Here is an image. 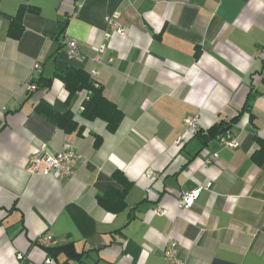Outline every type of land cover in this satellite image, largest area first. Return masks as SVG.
I'll return each instance as SVG.
<instances>
[{
	"label": "crops",
	"instance_id": "crops-1",
	"mask_svg": "<svg viewBox=\"0 0 264 264\" xmlns=\"http://www.w3.org/2000/svg\"><path fill=\"white\" fill-rule=\"evenodd\" d=\"M22 8L33 11L14 39L11 20ZM114 14L127 32L113 34L96 63ZM68 69L89 73L123 113L115 132L83 117L87 92L70 98L55 76ZM41 103L71 112L82 134L58 128L37 110ZM194 115L192 137L185 120ZM221 125L236 149L221 144ZM43 143L50 153L71 145L81 157L76 174L29 172ZM261 153L264 0H0V264H45L37 242L47 235L51 247H64L54 264H168L164 251L174 242L182 264H264ZM118 171L133 186L125 208L111 212L98 198L123 191Z\"/></svg>",
	"mask_w": 264,
	"mask_h": 264
},
{
	"label": "trees",
	"instance_id": "trees-1",
	"mask_svg": "<svg viewBox=\"0 0 264 264\" xmlns=\"http://www.w3.org/2000/svg\"><path fill=\"white\" fill-rule=\"evenodd\" d=\"M28 11H33V9L22 8L19 15L11 20L8 32V35L11 38H21L24 32L23 16ZM55 76L64 83L66 89L69 91L70 98L77 92L85 90L88 94V92L91 91L92 95H90L89 101L85 105V111L82 114L85 119L104 120L107 123V129L109 132H115L118 129L123 119V113L104 97L103 87L98 85L89 73L80 69H68L64 72L56 73ZM41 80L42 79H40L37 83L40 84ZM37 110L65 133L73 134L77 132L78 134H82L83 129L75 120L71 112L61 114L44 103L39 104ZM228 130V127L221 125L217 131H221L220 133L225 134ZM100 143L101 138L97 137L96 146H99ZM260 158L261 160H264V153L260 154ZM113 178L118 184L123 186V191H119L116 188L111 187L105 195L99 196L98 202L106 210L119 212L126 206L125 198L129 190L132 188L133 183H131L120 171L115 172L113 174ZM37 243L40 244V242ZM44 250L46 251L47 256L55 261L61 251L64 250V247H44Z\"/></svg>",
	"mask_w": 264,
	"mask_h": 264
},
{
	"label": "built area",
	"instance_id": "built-area-1",
	"mask_svg": "<svg viewBox=\"0 0 264 264\" xmlns=\"http://www.w3.org/2000/svg\"><path fill=\"white\" fill-rule=\"evenodd\" d=\"M105 20L107 30L104 33V37L106 42L97 49V55L93 58L94 62L96 63L103 62V56L109 48V44L107 42L111 39L112 35L115 33L125 35L127 32L126 28L121 24L118 14L108 16ZM67 45L70 56L76 57L79 55V46L76 40H68ZM113 62L114 58H110L108 60V63L110 64ZM35 69L40 70V67L37 65ZM37 89L38 86L35 83L31 84L29 87V91L31 92H34ZM90 95H92L91 91L88 92L86 96L87 101H89ZM81 111H85V106L81 108ZM185 125L187 133L192 137L196 136L199 132V116L194 115L187 117L185 120ZM220 141L222 145L231 149H236L239 146L237 140L232 136L230 131L225 132V134L222 135ZM176 144L179 146L181 144V140L179 139ZM80 158V155L73 150L71 145L66 146L61 152L50 153L48 151V145L43 143L37 152L29 156L27 160V167L29 168V172L33 174L41 173L44 175H52L57 178L72 177L76 174L73 164L75 161H79ZM147 177L149 179H155L157 177V173L150 169L147 172ZM211 186L212 184L209 183L205 189L208 190L211 188ZM202 190L203 189H197L187 193L185 197H183L181 207L190 208L198 199ZM156 213L159 215H167L168 212L164 209H157ZM40 244L44 247H51L53 244V238L49 235L44 236L40 240ZM164 254L168 264H182L177 257V243H171L165 249ZM46 264H54V260L49 259L47 260Z\"/></svg>",
	"mask_w": 264,
	"mask_h": 264
},
{
	"label": "rangeland",
	"instance_id": "rangeland-1",
	"mask_svg": "<svg viewBox=\"0 0 264 264\" xmlns=\"http://www.w3.org/2000/svg\"><path fill=\"white\" fill-rule=\"evenodd\" d=\"M51 259L50 257H48V260ZM53 260V259H52ZM47 262V261H46ZM46 264V263H45Z\"/></svg>",
	"mask_w": 264,
	"mask_h": 264
}]
</instances>
